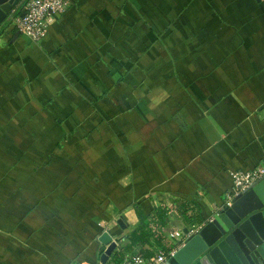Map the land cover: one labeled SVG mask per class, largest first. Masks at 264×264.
Instances as JSON below:
<instances>
[{
	"label": "crops",
	"instance_id": "crops-1",
	"mask_svg": "<svg viewBox=\"0 0 264 264\" xmlns=\"http://www.w3.org/2000/svg\"><path fill=\"white\" fill-rule=\"evenodd\" d=\"M45 31L0 33V264L169 252L263 161L264 1L70 0Z\"/></svg>",
	"mask_w": 264,
	"mask_h": 264
},
{
	"label": "water",
	"instance_id": "water-1",
	"mask_svg": "<svg viewBox=\"0 0 264 264\" xmlns=\"http://www.w3.org/2000/svg\"><path fill=\"white\" fill-rule=\"evenodd\" d=\"M21 0H0V33ZM122 225V222L120 223ZM184 233L188 235V230ZM100 242L107 246L102 264L118 247L109 233ZM165 264H264V179L238 195Z\"/></svg>",
	"mask_w": 264,
	"mask_h": 264
},
{
	"label": "built area",
	"instance_id": "built-area-1",
	"mask_svg": "<svg viewBox=\"0 0 264 264\" xmlns=\"http://www.w3.org/2000/svg\"><path fill=\"white\" fill-rule=\"evenodd\" d=\"M264 1V0H260ZM70 7V0H22L21 10L12 15L8 24L13 26L19 33L28 37L34 42H40L45 36V21L49 17L63 15ZM232 187L226 193L223 207L232 206L235 198L249 190L255 183L264 179V159L254 169L249 171L236 170L230 173ZM170 218L176 217L172 213ZM206 224H192L186 229L188 235L182 229L173 227L168 232V239L171 242V251L157 248L154 255L146 258L142 255L128 256L121 264H165L171 256L178 252L188 237L197 235Z\"/></svg>",
	"mask_w": 264,
	"mask_h": 264
},
{
	"label": "trees",
	"instance_id": "trees-1",
	"mask_svg": "<svg viewBox=\"0 0 264 264\" xmlns=\"http://www.w3.org/2000/svg\"><path fill=\"white\" fill-rule=\"evenodd\" d=\"M184 209H185V213L183 214L184 216V219L186 220L187 224H197V223H200L201 224V220L198 219V214L195 213V208H192L191 206H184ZM194 212V213H191V212ZM159 215L161 216V219L164 221V224L166 222V215L165 213L163 212H159ZM146 225L144 223V219L142 220V226L140 229L134 231L132 234H131V241H132V244L134 245H138L140 247H145L146 245L149 244V240L151 238V236L147 233L146 231ZM120 255L119 254H114V257H119ZM152 256V253H147L146 254V258H150ZM118 264L121 263V261L119 260L117 262Z\"/></svg>",
	"mask_w": 264,
	"mask_h": 264
}]
</instances>
